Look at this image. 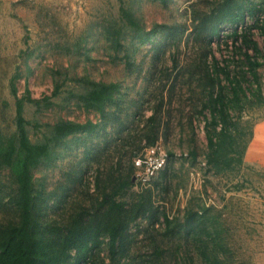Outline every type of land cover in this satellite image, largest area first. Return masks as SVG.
Masks as SVG:
<instances>
[{"label":"rangeland","instance_id":"obj_1","mask_svg":"<svg viewBox=\"0 0 264 264\" xmlns=\"http://www.w3.org/2000/svg\"><path fill=\"white\" fill-rule=\"evenodd\" d=\"M223 2L19 0L0 7V145L15 134L11 82L16 97L36 100L22 106L29 142L45 141L57 121L86 124L51 142L49 158L31 168L42 235L56 240L74 220L101 224L112 204L125 221L113 256L101 232L84 258L73 263L69 251L70 264H205L181 224L187 211L202 215L212 239L207 252L222 264H264V174L235 160L264 117V0H239L246 12L235 28L257 49L249 44L248 58L232 46L228 17L211 31ZM88 82L116 87L99 109L75 96ZM233 87L237 101L229 102ZM217 94L230 119L221 135L211 122ZM207 130L228 165H206ZM157 137L167 161L150 187L134 188L131 159ZM15 196L12 176L0 167V227L18 220ZM164 218L174 234L165 232Z\"/></svg>","mask_w":264,"mask_h":264},{"label":"trees","instance_id":"obj_2","mask_svg":"<svg viewBox=\"0 0 264 264\" xmlns=\"http://www.w3.org/2000/svg\"><path fill=\"white\" fill-rule=\"evenodd\" d=\"M241 6L239 0L237 2L235 0H224L222 9H220L215 17V23L211 27V31L215 32L216 25L228 17L227 19H230L233 24L231 33L232 46L234 49L237 47L239 50L245 48L244 56L248 58V45L250 44L254 50L257 49L255 42L249 39L245 30L242 33H237L235 28L238 24L244 23V13L246 11ZM119 12L128 25L135 26L131 15L122 6L119 7ZM151 32H153V29H151ZM253 74L256 84L254 93L260 99L262 98L260 83L256 78V74ZM235 84L238 88L240 87L237 82ZM115 88V85L111 83L88 82L86 90L75 96L81 100L84 106L99 109L112 98ZM10 91L15 98V134L4 145H0V167H6L8 169L16 185V196L13 199V203L18 212V220L0 227V264H70V250H73L75 253L74 257H72V262L75 263L78 259L84 258L90 248L94 247L92 241H95L98 236L97 234L101 232L106 234L108 250L111 256H113L121 247L125 228V221L120 217V206L116 204H112L111 208L106 209L102 223L96 224L94 227L88 228L82 226L74 220L72 224L75 226L72 225L56 240L47 239L42 235L44 229H41L40 223L33 212L35 199L31 185V168L40 161L49 158L51 142L56 143L59 139L84 129L86 124L69 120L57 121L51 126L50 135L46 137L45 141L31 143L25 131V125L28 124V121L22 115V106L24 100H36L28 96L16 97L12 82L10 83ZM56 91L57 89L53 90L51 95L56 94ZM240 92L242 95L244 94L242 90ZM231 95L232 97L229 102L237 101V92L234 91V87L231 90ZM222 99L223 96L221 97ZM221 100L220 94H217L211 101V122L213 126L218 124L217 135L224 134L228 128L227 125L230 124L229 114L227 112L228 104H223ZM153 141L150 142L152 143ZM206 141V165L213 167L220 164L228 165L230 158L220 153L217 142H214L208 130L206 131ZM245 145L235 159L239 163L241 162ZM103 200L108 201L107 197H103ZM111 202L113 201L111 200ZM135 214H137V211H134L132 216L134 217ZM199 214L185 212L183 215L184 222L181 224L189 225L188 232H190L191 239L196 245L197 250L203 255L205 264H222L214 252L210 249L211 252H207V241L212 239L209 232L203 227V223L200 220L202 215ZM193 216H197V219L195 225L191 226L190 222ZM164 220L165 232L174 234V223L167 218H164Z\"/></svg>","mask_w":264,"mask_h":264},{"label":"built area","instance_id":"obj_3","mask_svg":"<svg viewBox=\"0 0 264 264\" xmlns=\"http://www.w3.org/2000/svg\"><path fill=\"white\" fill-rule=\"evenodd\" d=\"M167 158V151L160 137L134 154L131 159L133 187L138 189L150 187L153 178L163 168Z\"/></svg>","mask_w":264,"mask_h":264},{"label":"crops","instance_id":"obj_4","mask_svg":"<svg viewBox=\"0 0 264 264\" xmlns=\"http://www.w3.org/2000/svg\"><path fill=\"white\" fill-rule=\"evenodd\" d=\"M18 1L0 0V7H9L11 3ZM241 161L242 164L255 167L264 174V117L253 123L251 136L245 145Z\"/></svg>","mask_w":264,"mask_h":264}]
</instances>
